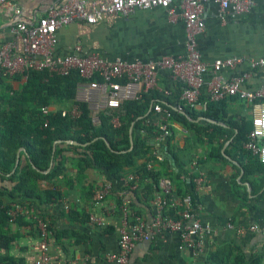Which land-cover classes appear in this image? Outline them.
Masks as SVG:
<instances>
[{"label":"crops","instance_id":"1","mask_svg":"<svg viewBox=\"0 0 264 264\" xmlns=\"http://www.w3.org/2000/svg\"><path fill=\"white\" fill-rule=\"evenodd\" d=\"M87 1L109 3L111 0ZM251 1L252 4L246 13L235 14L230 9L222 11L214 0H202L205 27L203 32L196 36V42L203 62L210 65L216 60L232 57L243 58L245 62L233 70L223 69L218 73L207 71L200 93V103L208 98L209 86L216 78L229 80L249 71L248 61L264 58V0ZM64 3L65 0H15L12 9L0 8V47L14 41L10 30L13 23L19 21L33 25L50 9ZM15 9L19 10V15H16ZM56 38V51L59 56L71 53L76 46H80L84 53L97 52L110 61L120 59L125 62L148 63L163 57L186 56L184 22L178 15L170 18L163 8L137 10L127 17L104 15L96 24L76 21L58 29ZM16 53H23L20 42H17ZM11 82L14 88L19 87L18 82ZM178 85L169 71L162 70L158 73V93L165 89L176 93ZM262 86L264 69H257L252 72L244 88L253 91ZM2 89L4 86L0 85V92ZM224 99L230 119H253L257 111L253 104H247L237 97ZM258 102L264 104V100ZM202 108V104L195 107L196 110H203ZM149 120L158 124L159 113L152 112ZM198 121H201L200 117L196 122ZM207 123L214 124V121ZM172 127L175 144L182 148L188 132L177 124ZM131 130L132 127L130 133ZM155 140L157 142L159 138ZM229 142L230 140L224 143L221 153L227 149ZM207 154V146H201L196 155L198 162L193 163V172L204 177V183L200 188H196L200 200L197 218L204 231L199 245L189 248L178 234L154 230L151 231L148 241L136 243L130 254L129 264H195L205 258L212 245L226 242H233L245 251H256L263 246L264 235L250 233L248 227H261L264 224V186L258 190V183L255 181H260L264 175L259 172L245 179L244 166L248 164L243 160L240 162L239 155L231 150L229 156H224V160H209ZM27 159L25 149H19L15 167L18 164L24 165ZM77 171L75 166H71L67 172L70 180L78 179ZM79 182L72 189L64 186L65 180L62 178L53 182H39L41 189H48L50 185L55 184L63 194V198L57 202L40 203L38 206L40 215L48 220L53 233L48 245L49 264H117L110 256L118 254L122 211L116 201L117 195L113 192H118L123 184L113 182L111 193L104 202H85L79 190L83 185L80 184L101 187L109 182H106L105 175L98 170H88ZM0 186L9 187L10 183L0 180ZM128 199L136 203L133 198ZM67 206L76 214L69 216ZM136 206L141 220L150 224L155 217L154 204L147 206L138 203ZM78 214L94 216L99 222L92 221L90 217L88 224L81 225V217L77 216ZM26 229V232H29V228ZM38 244L39 241L31 233L26 234L12 253L26 263H32L39 257Z\"/></svg>","mask_w":264,"mask_h":264},{"label":"trees","instance_id":"2","mask_svg":"<svg viewBox=\"0 0 264 264\" xmlns=\"http://www.w3.org/2000/svg\"><path fill=\"white\" fill-rule=\"evenodd\" d=\"M55 55L59 56L56 46ZM91 80L100 81L98 77ZM11 81L18 82L19 87L14 88ZM81 82L85 80L77 72L62 76L48 69H28L9 77L0 71V85L4 86L0 92V180L10 183L9 187L0 186V264L33 263H26L12 252L26 234L31 233L40 242L35 218H46L40 215L38 206L63 198L55 184L41 189L40 181L53 182L62 178L64 186L72 189L88 170H98L111 185L113 182L123 184L118 192L112 191L121 207L124 195L136 200V203L131 201L129 204V219L135 222V216L141 218L136 205L151 206L155 194L160 192L162 178L169 179L173 188V195L167 197V201L176 197L175 206L165 208L166 214L177 217L185 200H190L193 209L199 208L193 163L197 161L201 146H207L209 160H224L230 150L239 155L240 162L243 160L248 164L244 166L245 179L259 172L264 175V164L244 149L252 120L230 119L225 109L226 99L210 101L207 98L200 103L199 98L203 110H196L180 100L181 85L176 93L170 91L169 96L156 90L141 91L138 99L123 101L119 109L100 110L95 123L89 105L77 100V87ZM121 83L125 81L121 80ZM156 104L164 110L159 114L158 124L149 120ZM43 107L51 109L47 116L42 115ZM73 109L78 113L75 117L70 116ZM63 111L69 114L62 117ZM199 117L210 119L214 124L196 122ZM115 118L119 121L118 126L113 122ZM174 124L188 132L182 148L175 144ZM162 125H166L170 135L163 136ZM155 138L159 141L156 142ZM229 140L227 149L221 153L224 143ZM21 148L25 149L28 159L24 165L15 167L16 155ZM158 156L162 157L161 161ZM51 161L50 171L44 173ZM71 166L78 170L80 177L76 181L67 175ZM129 175L136 176V179L126 183ZM255 181L257 189H262L264 177ZM80 185H83L79 190L85 202H99L97 196L102 185ZM13 204L32 208L34 215H18L11 221L8 212L13 209ZM67 208L69 216L76 214L72 208ZM195 211L197 213L198 209ZM77 216L81 217V225L90 222L88 214ZM49 229L53 236L51 226ZM195 264H264V244L256 251H245L233 242L214 244L205 258Z\"/></svg>","mask_w":264,"mask_h":264},{"label":"built area","instance_id":"3","mask_svg":"<svg viewBox=\"0 0 264 264\" xmlns=\"http://www.w3.org/2000/svg\"><path fill=\"white\" fill-rule=\"evenodd\" d=\"M15 0H0V8L12 9ZM222 11L232 10L235 14L246 13L251 0H214ZM163 8L170 18L178 17L183 20L186 30V56L184 58L163 57L154 62L141 61L125 62L120 59L110 61L97 52L84 53L80 46H76L72 53L65 56L55 55L57 44V30L76 21L87 24H96L104 15H121L124 17L134 14L137 10H150ZM178 9V12H177ZM16 15L19 10L15 9ZM202 0H111L109 3H89L87 0H65L63 5L54 7L45 16L40 17L35 24L28 25L25 22H15L11 25V33L14 41L7 42L0 47V71L9 77L22 74L31 69L41 71L48 69L57 75H68L77 72L85 82L77 87V100L86 102L93 113V121L96 123L97 114L103 109H119L123 101L139 98L141 91L159 90L157 86L158 73L162 70L169 71L173 78L181 85L180 100L186 105L196 107L199 104L201 89L204 83V75L212 70L218 73L223 69H235L245 62L240 57H232L216 60L212 64H206L201 59L197 49L196 36L203 32L205 23L203 19ZM17 42L23 47V53L17 54ZM249 71L233 76L229 80L216 78L209 86L208 98L210 101H219L225 97H237L247 104H253L257 111L252 119V129L244 143V149L264 164V104L258 101L264 100V86L256 90H247L244 85L250 79L252 72L264 69V58L248 61ZM98 77L100 81L91 80ZM124 80L125 83H121ZM165 96L170 95V90H162ZM203 107V104H202ZM50 108L43 107L42 115L47 116ZM153 110L156 113H164L163 108L156 104ZM66 111L61 113L65 117ZM76 109L70 112L75 117ZM119 125L117 118L113 120ZM46 126V124H45ZM163 136L170 135L166 125L160 127ZM159 161L162 157L158 156ZM136 176L129 175L126 183L135 180ZM196 187L200 188L204 183L202 175L194 179ZM160 192L155 194L153 204L155 217L150 224L135 216L129 219L130 200L124 195L121 207L122 229L118 239V254L110 258L117 264H129V257L135 245L139 241H148L151 231L166 230L178 234L181 241L189 248L199 245V239L203 236V228L200 224L196 209L192 208L190 200L184 201V208L177 217L169 216L166 207L175 206V197L167 201V197L173 195L171 182L162 178L159 182ZM111 183L102 185L97 199L99 202L111 193ZM174 200V201H173ZM9 210L11 221L18 215H34V210L21 204H13ZM92 221L99 222L96 217L90 216ZM40 235L38 244L39 257L32 264H49L48 251L51 231L47 219L35 218ZM131 222V224H130ZM248 231L253 234L264 235L263 226L250 225ZM153 233V232H152Z\"/></svg>","mask_w":264,"mask_h":264},{"label":"water","instance_id":"4","mask_svg":"<svg viewBox=\"0 0 264 264\" xmlns=\"http://www.w3.org/2000/svg\"><path fill=\"white\" fill-rule=\"evenodd\" d=\"M150 108H151V106H150ZM200 120H201V121H207V122H213V121L208 120V119L203 118V117H200ZM69 143L77 145L76 142H69ZM131 143H132V142H131ZM131 148H132V144H131V147H130L129 150H131ZM23 150H24V149L22 148V151H23ZM54 150H55V146L53 147V151H54ZM17 163H18V158H17ZM17 163H16V164H17ZM51 167H52V161H51V163H50V166H49L48 170L45 171L44 173H48V172L50 171Z\"/></svg>","mask_w":264,"mask_h":264}]
</instances>
